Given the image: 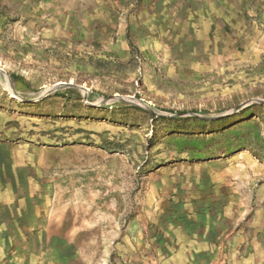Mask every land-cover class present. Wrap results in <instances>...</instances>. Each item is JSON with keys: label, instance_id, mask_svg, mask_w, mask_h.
Segmentation results:
<instances>
[{"label": "rangeland", "instance_id": "rangeland-1", "mask_svg": "<svg viewBox=\"0 0 264 264\" xmlns=\"http://www.w3.org/2000/svg\"><path fill=\"white\" fill-rule=\"evenodd\" d=\"M257 101L264 0H0V106L41 119L25 122L38 199L1 206L38 216L23 238L43 259L142 264L170 190L216 175L264 211Z\"/></svg>", "mask_w": 264, "mask_h": 264}, {"label": "crops", "instance_id": "crops-1", "mask_svg": "<svg viewBox=\"0 0 264 264\" xmlns=\"http://www.w3.org/2000/svg\"><path fill=\"white\" fill-rule=\"evenodd\" d=\"M9 110L0 106V156L7 157L0 159V264H66L63 258L59 263L43 259V245L35 255L33 244L23 238L43 235L34 231L36 214L1 206L38 199L29 194L28 189L37 186L25 175L31 172L34 152L25 146V122L35 119L40 123L41 119ZM156 194L151 192L154 197ZM162 196L173 207L147 212L144 218L169 223L164 229H151L149 238L137 245L142 264H264V211H241L231 181L210 175Z\"/></svg>", "mask_w": 264, "mask_h": 264}, {"label": "water", "instance_id": "water-1", "mask_svg": "<svg viewBox=\"0 0 264 264\" xmlns=\"http://www.w3.org/2000/svg\"><path fill=\"white\" fill-rule=\"evenodd\" d=\"M60 86H66V87H72L73 85L72 84H59V85H57L56 87H53V88H51L48 92H47V95H49V93L51 92V91H54V90H56L58 87H60ZM121 99H123V100H125V101H129L130 99H128V98H120V97H118L117 99L115 98H110V99H107L106 101H105V103H112L113 101H116V100H121ZM134 103H135V101H134ZM257 103H260V104H264V101H257ZM249 105V104H248ZM89 106H91V107H98V108H101L102 107V103H98V104H95V105H89ZM140 107H142V106H140ZM242 108V106L241 107H239V108H237L236 110H234L232 113H235V112H237L239 109H241Z\"/></svg>", "mask_w": 264, "mask_h": 264}, {"label": "bare ground", "instance_id": "bare-ground-1", "mask_svg": "<svg viewBox=\"0 0 264 264\" xmlns=\"http://www.w3.org/2000/svg\"><path fill=\"white\" fill-rule=\"evenodd\" d=\"M9 97H10V98H13V99H17L19 102H23L21 99L16 98L12 93L9 94ZM38 99H39V98H38ZM24 102H28V103H30V101H25V100H24Z\"/></svg>", "mask_w": 264, "mask_h": 264}]
</instances>
